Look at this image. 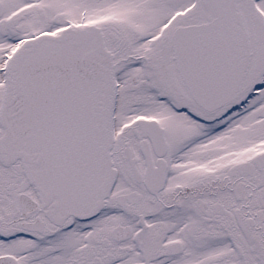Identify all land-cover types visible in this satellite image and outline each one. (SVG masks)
Segmentation results:
<instances>
[{
	"label": "snow or ice",
	"instance_id": "1",
	"mask_svg": "<svg viewBox=\"0 0 264 264\" xmlns=\"http://www.w3.org/2000/svg\"><path fill=\"white\" fill-rule=\"evenodd\" d=\"M0 264H264V0H0Z\"/></svg>",
	"mask_w": 264,
	"mask_h": 264
}]
</instances>
